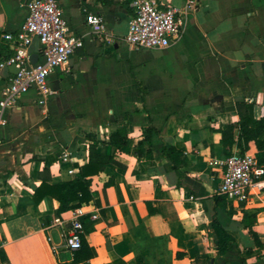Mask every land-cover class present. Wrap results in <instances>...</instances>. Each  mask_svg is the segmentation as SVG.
I'll return each mask as SVG.
<instances>
[{
    "label": "crops",
    "instance_id": "crops-1",
    "mask_svg": "<svg viewBox=\"0 0 264 264\" xmlns=\"http://www.w3.org/2000/svg\"><path fill=\"white\" fill-rule=\"evenodd\" d=\"M30 1L0 0V63L13 55L3 35L21 29ZM58 2L70 33L85 44L50 76L53 94L44 105L31 90L0 127L4 264H73L62 236L74 210L58 216L57 200L37 202L35 194L44 180L71 181L76 166L88 164L89 135L103 159L112 156L121 166L109 164L91 178L93 199L84 210L86 217H98L89 218L85 240L96 254L78 264H143L131 250L132 230L141 224L152 237L168 236L173 256L184 254L172 264H264V188L254 189L246 203L225 197L218 204L223 170L211 164L225 158L218 131L238 122L237 103H254L255 118H264V0H205L188 14L178 39L151 50L123 42L134 16L131 0ZM92 14L103 18L116 40L106 42L91 31L86 19ZM29 53L41 60L37 39ZM14 72L12 66L0 69V97ZM150 126L158 134L147 161L133 150ZM117 132L129 138L121 152L108 144ZM164 147L184 150L181 179ZM214 218L234 239L224 255L217 252Z\"/></svg>",
    "mask_w": 264,
    "mask_h": 264
},
{
    "label": "built area",
    "instance_id": "built-area-1",
    "mask_svg": "<svg viewBox=\"0 0 264 264\" xmlns=\"http://www.w3.org/2000/svg\"><path fill=\"white\" fill-rule=\"evenodd\" d=\"M204 1L185 0V5L178 7L158 0H131L134 16L123 42L131 49L138 50L168 48L182 33L188 14L199 9ZM28 7L29 16L21 29L15 34L3 35L13 55L0 63V69L18 66L19 72L10 78L1 91L0 127L8 124V110L15 107L18 100L31 90L36 91L39 103L44 105L53 94L49 88L50 76L57 70L66 68L73 55L85 44L82 37L70 33L68 21L58 0H31ZM86 21L91 31L101 40H116L107 30L102 17L92 14ZM36 39L41 47V60L33 64L29 47ZM63 161L70 162L68 152H64ZM211 164H218L223 170L219 193L229 201L246 203L254 189L264 188V167L253 154H240L237 150L222 161ZM73 173L74 170H70V174ZM86 215L82 205L74 210L70 223L65 225L62 246L71 255L82 247L84 226L81 219ZM97 217L96 213L89 215L91 220ZM49 241H52L51 238ZM3 247L4 239L0 234V264H4ZM53 250L59 253V246L53 245Z\"/></svg>",
    "mask_w": 264,
    "mask_h": 264
},
{
    "label": "trees",
    "instance_id": "trees-1",
    "mask_svg": "<svg viewBox=\"0 0 264 264\" xmlns=\"http://www.w3.org/2000/svg\"><path fill=\"white\" fill-rule=\"evenodd\" d=\"M103 4H110L113 0H101ZM237 114L239 117L238 122L229 125L226 129L219 130L221 134V143L224 148L225 158L231 156L234 149H237L240 154H244L247 151L252 150L258 163L264 167V118L256 119L254 115V103L239 102L236 105ZM158 134V131L150 126L144 131V138L134 148L133 152L139 159L150 161L153 159V139ZM88 138L92 142L90 146V158L87 165L76 166L77 173L73 180L68 182H61L59 184L50 185L46 180L37 189L35 194V200L41 201L45 197H51L58 201L59 209L57 215L75 210L82 205L89 204L92 199V193L90 190L91 178L99 175L105 170L109 164H115L121 166L114 157L103 159L97 150L95 139L89 135ZM114 147L116 152H121L122 149L129 144L128 135L122 132H117L110 137L108 143ZM163 155L170 160L173 169L179 174L180 179L183 177L181 174V168L185 162L184 150L182 148L172 147L163 148ZM113 184V182H110ZM109 186V184L107 185ZM225 197H216V203L219 204ZM221 204V203H220ZM223 208H226L225 204H221ZM151 208V204H148ZM155 212L152 213L155 216ZM89 218L84 217L81 219L84 226V235L82 237V247L80 250L73 253V264H78L87 260H90L95 256V251L92 250L85 237L89 233L90 224ZM213 228L218 237V254L224 255L230 248V242L234 241L220 222L214 218ZM132 234L134 237V244L131 246L132 252L136 255V258L140 259L143 264H172L173 260L182 259L183 253H173L169 247V237L160 236L152 237L144 225H138L133 228ZM144 252H148L147 255H143ZM3 263L7 262L6 257L2 253ZM64 264V263H60Z\"/></svg>",
    "mask_w": 264,
    "mask_h": 264
},
{
    "label": "water",
    "instance_id": "water-1",
    "mask_svg": "<svg viewBox=\"0 0 264 264\" xmlns=\"http://www.w3.org/2000/svg\"><path fill=\"white\" fill-rule=\"evenodd\" d=\"M37 60H38V57L37 56H35V55L31 56V62L33 64H36L37 63ZM12 68L15 69L14 74H17L19 72V67L18 66H12Z\"/></svg>",
    "mask_w": 264,
    "mask_h": 264
}]
</instances>
